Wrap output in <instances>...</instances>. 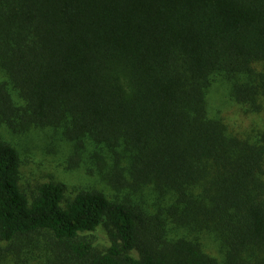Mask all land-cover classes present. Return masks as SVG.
Listing matches in <instances>:
<instances>
[{
	"label": "trees",
	"instance_id": "16d2710c",
	"mask_svg": "<svg viewBox=\"0 0 264 264\" xmlns=\"http://www.w3.org/2000/svg\"><path fill=\"white\" fill-rule=\"evenodd\" d=\"M217 84L262 113L264 0H0V264H264V130L210 116ZM45 128L112 192L27 194L5 131Z\"/></svg>",
	"mask_w": 264,
	"mask_h": 264
},
{
	"label": "rangeland",
	"instance_id": "374dc122",
	"mask_svg": "<svg viewBox=\"0 0 264 264\" xmlns=\"http://www.w3.org/2000/svg\"><path fill=\"white\" fill-rule=\"evenodd\" d=\"M209 115L220 116L232 131L241 135L250 134L253 130H264V109L259 114L245 113L230 100L226 91L218 84L210 93ZM5 133L7 140L11 141L19 152L20 186L27 194L30 189L44 182L64 185L65 199H71L79 192L93 189L106 194L112 192L104 181L107 172L100 173L97 157L104 158L108 164L110 160L88 140L83 143V148H76L74 143L68 142L60 135H54L48 128L33 129L25 136L16 135L12 138L9 136L10 131ZM147 198L152 199V197ZM87 237L98 248L109 245L108 234L103 228ZM28 251L24 248L19 258L13 254L11 263L40 264L39 259L34 260Z\"/></svg>",
	"mask_w": 264,
	"mask_h": 264
}]
</instances>
